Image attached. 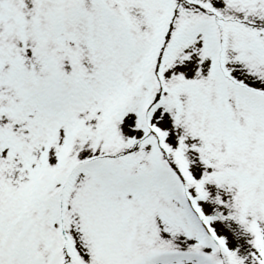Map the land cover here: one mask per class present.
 Masks as SVG:
<instances>
[{
    "label": "snow or ice",
    "instance_id": "snow-or-ice-1",
    "mask_svg": "<svg viewBox=\"0 0 264 264\" xmlns=\"http://www.w3.org/2000/svg\"><path fill=\"white\" fill-rule=\"evenodd\" d=\"M0 264H264V0H0Z\"/></svg>",
    "mask_w": 264,
    "mask_h": 264
},
{
    "label": "rangeland",
    "instance_id": "rangeland-1",
    "mask_svg": "<svg viewBox=\"0 0 264 264\" xmlns=\"http://www.w3.org/2000/svg\"><path fill=\"white\" fill-rule=\"evenodd\" d=\"M248 238H249V237H247L246 240H247ZM246 240H245V241H246Z\"/></svg>",
    "mask_w": 264,
    "mask_h": 264
}]
</instances>
